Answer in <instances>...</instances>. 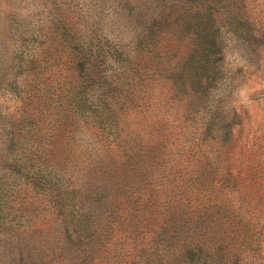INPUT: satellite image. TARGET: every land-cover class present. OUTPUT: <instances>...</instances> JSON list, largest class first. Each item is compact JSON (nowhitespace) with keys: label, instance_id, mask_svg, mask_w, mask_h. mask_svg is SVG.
I'll list each match as a JSON object with an SVG mask.
<instances>
[{"label":"rangeland","instance_id":"obj_1","mask_svg":"<svg viewBox=\"0 0 264 264\" xmlns=\"http://www.w3.org/2000/svg\"><path fill=\"white\" fill-rule=\"evenodd\" d=\"M164 1L0 0V264H17L13 244L28 237L48 252L39 264H72L58 254L56 173L84 210L96 183L121 186L115 170L127 177L145 165V182L135 184L142 191L108 194L93 264H264V0H221L214 9L216 53L198 92L177 83L195 36L167 16ZM61 24L89 56L87 79L66 68ZM135 61L155 79L127 94L121 77ZM115 80L129 89L108 91L119 110L101 134L84 120L88 103L77 114L72 95L81 100L88 84L87 102H99ZM15 153L32 159L21 158L20 171L8 159ZM36 172L45 187L30 183ZM131 212L140 217L127 219Z\"/></svg>","mask_w":264,"mask_h":264},{"label":"trees","instance_id":"obj_2","mask_svg":"<svg viewBox=\"0 0 264 264\" xmlns=\"http://www.w3.org/2000/svg\"><path fill=\"white\" fill-rule=\"evenodd\" d=\"M177 2H187V4L185 5L187 6V8L178 9V4H176ZM163 4L167 5V7L170 9L167 16H174V20H180L182 24L187 23L186 30L190 32L191 35L195 36V43L191 45L190 52L187 53V60L182 66V71L178 74L177 83H180L183 89H186L187 87V89L196 90V92H198V87L200 88L205 79H207V77H204L202 73L208 70L210 57H214L217 47L215 35L212 32L213 30H211L213 22H211L210 19L214 21L213 15L216 14L214 9H217L219 5L223 4L221 3V0H165ZM190 13L193 14L192 17H189ZM159 23H161V20ZM67 30L68 29L64 24H61L58 30L60 37L58 45L60 46V49L66 53V68L69 70L77 71L79 76L81 74H84V78L87 79L89 71L86 69V65L89 60V56L86 51L80 49L78 43L75 42L73 36L70 35ZM155 34L158 33L153 32L151 33V36ZM149 39H151V37H149ZM131 67H134L135 70L131 72L128 71L124 74V77H121L122 82L126 80L129 85H131V89H129L128 87L124 89L121 81L115 80V86H105L102 89L103 91L100 92L98 98L99 102H90L89 99L87 102L86 88L88 87V84H82V92L84 94L81 95V100L75 102L76 93L72 95V99L75 105L74 109L76 110L77 114L81 111L83 113V111L86 110V112L84 113L87 116L84 117V120L88 121L91 126L96 124V132L97 129H99V131H102L101 134L107 131L109 129V126L113 124V119L116 117V114L119 110V108L116 109L117 105L113 108L111 106H108V101L110 103L113 98V96H110L109 98V95H107L110 89H124L125 91L129 89V92L127 94H132L133 89H137L138 84L145 82L146 84L142 85H149L152 81H154L155 77H153V74L155 73V70L151 71L150 66H146L140 64L138 61H135L134 66ZM81 79H83V75ZM79 85L81 84L79 83ZM63 88L65 93L61 94L60 96L61 98H63L64 96L68 98V91L65 90V87H61L62 92ZM138 88L140 89V87ZM119 90H114L116 95L122 92ZM122 99V103H125L127 101V98ZM69 102H71L70 98ZM60 105L62 114H66L62 107V102L60 103ZM86 105V109L80 110V108L85 107ZM78 116H82V114ZM9 146H11V144H9L8 147ZM67 153L59 154L61 162H67L66 159L63 160V158L67 156ZM63 155H65V157ZM135 155L141 157L142 153H132L131 158ZM21 158H25L26 161L32 160L28 159L31 157H28L26 154H24V156H21L20 158L17 157L16 153L15 155L11 156V158L8 157V159L12 160V168L15 171H20L21 165H24V163L21 162ZM135 162H137V160H135ZM147 167L148 166L145 165L140 169L138 173H136L135 169L132 170V168L129 167V169L132 170V173L130 172L131 174L127 175V177L121 175V173H118V170H115V179H118V176L121 177L114 183L122 182L121 186L114 187L113 182L109 183L106 180H102V184L96 183L95 189L91 190L90 192H86V196L92 195V198L89 199L90 204H88L84 210L77 209L73 197H70V193L73 192L75 188L70 187V183L67 182V179L63 174L56 173V178L58 177V181L63 186V188L58 190L55 197L53 198L54 204H52L53 208L51 213H55V219H58V217L62 218V222L64 225V235L62 236V238L60 237V240L57 241L58 254L62 259L68 258L72 261V264H93L95 262V252L104 244L103 233L105 234L106 230L104 228L106 222L101 221V217L103 213L112 211V207H110V205L113 203L112 200H114V198L112 196H109V203H107L108 194L111 191H115L113 194L124 192V195L128 196L127 191L129 189L126 190V185L131 190L134 189L136 191H142L141 188H138L140 184L136 187L135 184L137 178H139L141 183L145 182L148 175L146 171ZM143 168H145L144 171H142ZM107 170L109 171L108 168ZM42 177L43 174L38 172L33 173L29 177V180L31 181L30 183L33 184L34 188L38 185L42 188L46 186V181L48 180H41ZM60 180L63 182H61ZM132 183H134V185ZM123 186L124 191H119V189ZM131 194L132 193H130V195ZM132 203L133 205L136 204L134 199L132 200ZM1 207L2 206L0 201V211L2 210ZM47 209L48 211H50L51 207L49 206L47 207ZM137 216L140 217L139 214H132L131 212L128 214L127 219ZM140 223L141 219L137 220L136 225H139ZM171 225L172 224H170V230ZM34 241V238L28 237L25 242L20 241L19 243L13 244L16 247L15 255L18 256L17 264H39V261L48 253L47 251L38 253L37 250H39V247L34 243ZM189 252L190 250L189 248H187V250L183 252L182 257L185 259L186 255H188ZM191 258L193 257L189 256V259Z\"/></svg>","mask_w":264,"mask_h":264}]
</instances>
